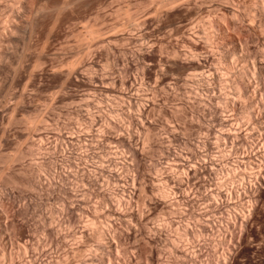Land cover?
I'll use <instances>...</instances> for the list:
<instances>
[{"label": "bare ground", "instance_id": "bare-ground-1", "mask_svg": "<svg viewBox=\"0 0 264 264\" xmlns=\"http://www.w3.org/2000/svg\"><path fill=\"white\" fill-rule=\"evenodd\" d=\"M9 1L10 0H7L8 3H9ZM181 1L182 0H160V1H158L159 4L158 3L157 4L159 5V7L156 6V8H159L160 9L159 11L157 10L159 12V16L160 15L161 16L163 15V16L166 17L167 13L169 11L175 9L180 4ZM183 1H185V0H183ZM223 1H224V5L221 4V3L220 4L217 3V4L223 5V7H226L225 4H228L229 3L227 5V8L228 9H226V10L229 11L228 13H230V15H231L230 17L231 18L233 17V19H235L236 17H240L242 21L243 20L247 21V20L250 19L252 21L254 20L253 23L256 22L255 26L257 24L261 25V21H262L261 20V18H262L261 15H263V13H264V0H262V2H261L262 3L260 5L261 7L259 6L260 9H258L257 7H256L257 8L256 9L254 7V5H252L253 3L252 4L250 3L251 5L250 4H247V3L246 4L245 3H240V4L238 3L236 5L234 3V0H222V3H223ZM10 2H12V3L11 4H6V0H0V17L2 15H4L5 13H8L9 14L8 17H7L8 19H6V21H5V24L6 25L4 24L3 28H1L2 26L0 27V46H3L4 44H5L4 46H6V44H9L8 46H10V43L16 42L17 44H19L18 45L19 48H18V46L16 47L17 44L15 46H13L14 44H12L13 47H16V48H14L15 50L17 48L18 49L16 51L10 49V51H12V52L14 51V52L13 53L11 52V54H10L11 59H12L11 60V63L10 64L9 63H6V64H8L6 66L4 65V58H5L6 54L8 55V53H7V47L8 46L7 47L0 48V74L3 71L4 68H7L6 71H8L9 72L8 74L10 76L11 75L12 76L9 77V75L6 74L7 79L4 78V80H8V78H10V82H14L13 84L19 83L22 80H24V83L25 82L26 83L24 84V87L22 85V87H23L22 92L20 91L19 94L16 93V96H15L16 97V100L12 96V94L9 93L11 95V97L14 98L15 102H13V104L11 103V105H8V104H10L8 102H10V101L13 100V99L10 100L11 98H9L8 100H10V101L7 100L8 102H5V103H8V104L7 105L3 104V106H4L3 107L4 108L3 111L7 112V114H4L3 112L0 111V118L3 120L2 123L4 122V124L5 123L7 124V125L5 124L6 125L5 126L6 128H3L2 130H0V132H1L0 142H1L2 145H3V143H4V145L5 144L6 145H10V144L13 145V144H15L16 145V147L13 146L15 149L12 147L13 148V151L10 150L11 152H8V151L6 152L4 150L5 148H3V150H1L4 145L1 146V144H0V146H1V149H0V164L1 163H4L3 165L5 167L7 165H9L6 168V170L8 169L7 172H5L7 174L4 173L6 175V178H1V179H6V180H5V182L1 183V185H0V190H1V193H0V264H102L104 262V261L102 262V260H103L102 257H103V254L104 253H109L112 256V252L114 250V244L116 245V243L114 241H118V243L120 242L119 244L122 245L127 240H129L130 238H132L131 237L132 233L129 230L124 231L125 233L123 232V230H120V231H122V234H118L117 230H115V229L118 228V223H117V221H115L116 219L114 221H112L111 223L110 222L107 223V226H108L107 229L106 228H104L102 230H96L95 229L97 231V232L94 231L95 233L94 232L92 233V231H90L91 227L86 228L87 229V232H86V229L85 230L83 229L85 227H83V228L81 227L83 230L79 231L78 224L81 221H83L82 218H81V214H82V211L83 212L85 211V209L82 208L81 205H84L82 203H85L84 201L87 200V199H85V198H84L85 200H83V198L81 199V197H80V195L78 193V190L80 192V189L79 188L80 187H82V188L85 187L86 188V186H90V187L93 186V188H94L95 186H98L99 185L98 187H101L100 185H102V184L99 183L100 180H102L103 182H105L106 183V186H107V182L108 181H111V182H109L111 184L113 182H115V184L113 183L111 185L112 187L110 185L108 186V187H111V188H107V187L105 188V186H104L105 183H104V185H102L105 188V190L101 193V194L104 193L102 195V197L104 198L105 202H106V199H108V201L110 202V206L108 207V213H109V215H112V216L113 215H117V218L118 219L120 217H122V218L124 217L125 222H127L128 224H130V222H128V220L126 218H128L130 221L131 220H133L135 222L137 221V223H139V227H140V225L143 226V227H140V228H143L142 231L143 230L145 231L148 227H145L146 225H144L146 223L145 221H147L144 218L146 217V215L148 214V212H145L146 215H145V217H143L142 214H140L141 212L138 213V211H135L134 210L135 208L133 209L131 207L132 206L131 201L137 195V186H138V188H140L141 192H144V193H148L149 192L151 194H155L156 192L154 193L153 191H156L155 190L156 187L154 189L153 188L154 186H151V183L154 184L155 183L154 180H158V177H156V178L155 177H151L152 179H150V177H149V179L146 178V177H148V176L145 175L147 173V170L144 169V167H143V164L144 163L142 164L143 169L141 168V163H142V159L144 158L143 156H146L147 157V154H146L147 152L144 153V150L145 149L143 147L142 148H139L138 147L139 146L138 142L142 140L145 144H147L146 146H148L147 147L148 150L151 149V151L154 150V148H156V150H157L158 147H159V149L160 148L162 149L163 148V146H162V143L163 142L159 140V137L160 136L158 137V135H160L159 134L160 132H158V134H157V131H156V133H153L154 131L152 132L151 130H153V129L155 130L157 124L155 126H153L155 128H152V127H150V125L151 124L152 125L154 124L153 121L152 122L148 121L151 124L148 125V128H147V125H146V127L144 126V128H145L144 131L141 129L143 131L142 134H141V132H137L136 133V131L134 133L130 128L126 127L127 124L125 125L120 120L112 119L109 116V114L114 111V108L111 105H109V104L107 106H106V104L105 105H102L103 100L100 99L99 97H97V95H98L97 92H99V90H101V88L104 89L102 86L100 88L97 82H98V80L103 81L104 78H102V80L100 78L98 79V77H101V75L100 76L97 75V69H99L100 67L98 68L99 65H98L96 59H97V54H99L101 50H99V53H97L98 49L96 50V47L98 46V44L100 45L101 43H103V44L106 43L104 46L106 48H108L109 51H112V45H111V43L113 44L112 38L109 37L111 40L108 39L106 37L107 34L105 32V31L109 30L111 28V26L110 27H105L104 26L105 27V30H104L105 33H104V32H102L103 30H100V28H104V27H102V25L104 24V22H102L101 27L100 26L97 27L96 23H92L89 26H87V24H88L89 21L86 18H85V20L77 21V22H79L82 25L83 32L80 33L81 39H77L76 40V43H78V44H79V42H82V43H80L79 45L76 44V46H75L74 45L75 42L73 43V42H71L69 40L71 38V36H70V38L64 40V42L62 44L60 43L61 45H59L60 47H58L59 50H57L58 49L57 48L53 52H48V49L50 48V44H51L50 41L53 40V39L51 40V37H52V35L55 34L53 32V30L56 29L54 26L57 27V25L60 24L59 22H57L58 23L57 24L56 21H59L58 19L60 18L61 15L58 17V19H57V15L60 14L61 11L63 13L64 9H66V11L68 12L69 10H67V7L69 6L70 9H71L72 6H70V4H71L72 0H58V1L54 2V3H52V4H48L47 0H11ZM186 2L188 4H191V5L194 4V6L197 5L196 1H193V0H186ZM201 4H203V3H201ZM201 4H199V6ZM214 4L215 3H213V5H210V4L209 5L211 6V8H214V7L219 6V5L215 6ZM210 6H208V9H209ZM197 7L198 6H195V8H197ZM200 7H202V5ZM203 9H205V7ZM214 9H216V8H214ZM52 10H55V12H56L55 15L57 14L56 17H55L54 22L52 23L51 27L48 29V31L46 32V34L43 36L42 40L39 43H36V42L33 43V38H35V36H37L36 35L37 33L35 34V29L37 30V26H40L39 23H38L39 18H41V16L43 14H46L47 12H50ZM116 11H118V10H116ZM219 11H220V9H219ZM158 12H157V14H158ZM214 12H216V11L214 10ZM225 12H223V13L221 12V13L224 14ZM210 13H211V11L209 10V14ZM217 14H218V12H217ZM47 15L48 14H46V16ZM199 16H200V14H199ZM221 16H223V17H221ZM221 16H220V18H217V15H216V17L215 16L213 17V20H211L212 18L211 19L208 18L209 19V28H207V30L209 29V30H211V32L208 33L209 30L207 31L206 28H205V30L207 31L205 33V35H206L205 36V39H206L207 42L210 41L212 39V37L219 38L222 34L225 35L224 33L227 32V31L225 32V29H228L229 26L231 25L228 22H227L228 25H226L227 24V23H225V19L226 18L224 19V17H226V15L225 16L224 15H221ZM200 17H199V19L202 20ZM259 17H261V18L259 19ZM221 18H223V19H221ZM4 19H5V17H4ZM78 19H81V18H78ZM82 19H83V17H82ZM126 19H128V18H126ZM236 19H239V18H236ZM60 20H62V19H60ZM193 20L194 19H192V23L194 22ZM1 21H4V20H1ZM126 21H128V20H126ZM231 21H229V22H231ZM123 22H124V20H123ZM188 22L191 24L190 21H188ZM233 22L235 23L234 20H233ZM195 23L192 26L190 25L189 29H186L185 28L186 30H188V34L186 33L187 34L186 38L188 37L187 39H189L188 42H190V43L192 41L194 42L196 39H199L200 38V33H202V31L204 29L203 27L201 28L200 25H198L199 26L198 27L196 25L198 23H196V24ZM234 23H232V25ZM247 23L249 24L250 21L247 22ZM55 24H57V25H55ZM105 24L110 25L107 22ZM253 25H249V27L252 29V28L255 27V26L253 27ZM185 26H187V25H185ZM226 26H228V27H226ZM60 28H61V26H60ZM71 28H73V27H71ZM247 29H248V27H247ZM256 29H258V26L256 27ZM256 29L254 28L253 31H255ZM260 30L262 31V29H260ZM248 32H250V31H248ZM72 33H73V31H71V35H72ZM102 33H103V35L104 34H106V35H104L103 38L100 37L101 39H99V38L95 39V37H97L98 35H101L102 36ZM253 34H254V32L251 34V37H252ZM227 35H229V34H227ZM38 36H39V34H38ZM38 36L36 38H38ZM253 36L254 37L251 38V39L257 41V44L259 43V41H262V39H263V37H262L263 34L261 35V33L260 34H256L255 33V35H253ZM40 37H41V35H40ZM226 37L227 36H225V38ZM237 37H238V35H237ZM36 38L34 39L35 41H36ZM205 39H203V41ZM145 40L146 39L144 38V40L141 41V44L138 43V45L140 47H136L138 50L137 49L135 50V52L137 53V55L140 56V57H142L145 54H147V53H145V50L147 49L146 47L149 48V46H150V48H153V43L154 42L152 44L151 43L149 44V42H147V40L146 41ZM217 42H219V41H217ZM215 43H216V41H215ZM221 43H223V42L221 41ZM81 44H83V45H81ZM103 44L101 45L102 47H103ZM204 44L205 43H203V45ZM254 44H255V42H254ZM260 44H262V42L259 43V45ZM38 45H39V47H38ZM107 45H108V47H107ZM115 45H117V44H115ZM219 45H218V47H219ZM172 46L173 47H172L171 51L169 50V53H168V50H166V52H164V55H166L168 53L169 56H170V57H168V54H167V57L169 59L168 58H165V59L166 60H169L167 62H171L172 68H173V66L176 68V69L174 68L175 71H178V72L181 71L182 73H185L186 71L189 72L188 80L186 79V81H185V79H184V81H185L184 83H187V85H188L187 87L188 88L185 87L184 90H185V93L186 92H190V95H188L189 93L186 94V97H187V95H188V97L185 99V101L183 100L184 101V102H182L183 104L180 103L181 106H184V108H183L184 109V112H181V113H185V110H188V109H191L192 110L193 109L192 112L193 111L196 112V113H193V114H197L199 116V119H201V117H205L207 115L206 112H208V113L211 112L210 108L212 107V105L215 102V100L217 98H219V97H222L223 98L224 95H225V93H223L222 91H219L220 93H219V95H217V92H218V89H219L218 88L219 87L218 85H221L222 78L220 76H218L217 73L215 74L214 73L215 71L213 72L212 70L210 71V70H207L206 68L204 69L205 66H204L203 63L208 62L210 59L212 60V58L214 56L211 57V54H213L214 51H213L212 48H210V50L212 49V51H213V52H211V54L208 53L209 51L207 53L205 52V54L204 53L203 54H199L197 52L198 50L196 51L193 48L194 46L192 47L189 44L187 46L186 45H179V43L176 42L175 45L173 44ZM13 47H11V48H13ZM218 47H216V48H218ZM261 47L263 48V49H260L262 51V53H259V54L262 56L263 62H262L261 65L259 64L260 66H257L256 65L255 73L260 74V75L261 74L263 75L264 74V40H263V44H262ZM4 48H6V49H4ZM100 49H101V47H100ZM208 49H209V47H208ZM106 50H104V51H106ZM214 50H216V49L214 48ZM104 51L102 52L103 54H104ZM109 51H106L107 54L105 53V55L108 58H109L108 55H110V52ZM113 52H111V53H113ZM135 52H133V53H135ZM227 52H230V51H227ZM233 52H235V51H233ZM258 52H260V51H258ZM136 53H135V55H136ZM67 54H68V56H67ZM113 56H111V57H113ZM227 56H229V55H227ZM255 56H257V55H255ZM111 57H110V59H111ZM121 57H122V54H121ZM121 57H119V58H121ZM164 57H166V56H164ZM225 57L223 56V59ZM108 58L106 60H108ZM123 58H124V56H123ZM110 59H109V61H112V62H114V61L115 62H117V61L119 62V60H120V59L119 60L114 59V61H113V60H110ZM146 59H144V60H146ZM160 59L162 60V57ZM213 59L215 60V58H213ZM220 59H222V58H220ZM124 60H121V61H124ZM99 61H100V59H99ZM115 62H114V64H115ZM221 62H223V61H221ZM111 63L108 64L110 69H111V67L113 65V63L112 64ZM143 63H145V62H143ZM147 63H148V61H147ZM159 63L160 62L158 61L157 64H158V66L160 68L159 69L160 72L159 73L157 72L158 73L157 75L155 74L156 75L155 76L156 77L155 83L157 84V89H158L159 84H161L162 86L165 84V83L164 84H162V83L165 80L164 79V76L166 77L164 71L167 70L165 68V66L167 65L166 63L163 62L164 64H166L165 66L163 64L159 65ZM161 66H163V67H161ZM206 66H207V64H206ZM114 67H113V69H114ZM116 67H117V65H116ZM144 68L146 69L147 67H144ZM172 68H171V70H173ZM229 68H233V67H229ZM102 70H104V69H102ZM169 70H167V71H169ZM112 71L113 70H111V72H108L107 71V73L110 74V75H112L111 74ZM120 71H121V69H120ZM234 71H235V69H234ZM252 71H254V70H252ZM98 72H101V71L99 70ZM107 73H105V74L107 75ZM115 73L118 74V72H115ZM147 73H148V71H147ZM147 73L144 72V74H146V75H147ZM166 73H169V72H166ZM245 73L246 72L243 71V70L238 71L236 73V76L234 75L235 76V79L233 81V83H234L233 85H235L234 87L238 91H240V93L241 92H245V95H246V92L248 91V89L250 90V87H253V83L251 82L250 78L248 79L246 77V74ZM98 74H100V73H98ZM101 74H103V73H101ZM116 74L115 75L113 74L114 76L112 75L113 76L112 79L113 80H116V83L118 82L117 80L119 79V81H120V83H121V85L123 87V88L121 87L122 90H120V92H117L115 90L117 93H120V95H121L119 97H117V96L116 97L118 99H121L120 101H122V100L125 99L126 103L128 102L129 106H131L132 108L133 107L134 108L137 107L138 113L136 115L133 114L134 112H130L132 114L126 113V111H124V110H126L123 107L124 105L121 106V104L118 106L119 107L118 110L119 111L121 110V113L122 114H128L129 118H131L133 121H138L139 120V117L142 116L141 112L144 111V110H147V109H145V106L146 105L148 106V104H146V103H140L141 101H143L142 99H144L142 97V95L145 94L144 91H146V90H144V87H141L142 85L136 86V85H138V82H139V81L137 82V80H136L138 77L136 79H134L135 82L134 83L133 82L130 83L129 84V87L127 88V87H125V85H126L125 82L126 81H123V77H122L125 74H122V76L120 75V73H119V75H116ZM104 75H102V77H104ZM186 75H188V74H186ZM248 75H249V73H248ZM42 76H46L48 79L50 77L53 80L54 83L52 81H50V82H52L55 85L54 86V85L51 84L52 85V88L54 86L55 88H53V89H56L53 92V94L51 93V95L49 96V98L46 97V98L42 99V100L45 101V104H46V102L48 103V101L45 100V99H50V97H51V102L52 103H50V101H49L50 104L49 103H48V105L46 104V106H48V107H46L47 110L44 107L45 104L40 99L42 96L41 97H37L38 95L37 96L35 95V93L38 94V90L41 87L40 86L41 85V82H40L41 80L40 79H42ZM183 77L185 78L187 76H183ZM183 77H182V81H183ZM37 78L38 79L40 78L39 79L40 81L37 80L40 84L39 83L36 84L35 80ZM105 79H107V78H105ZM108 79H110V78H108ZM4 80H3V83H4ZM79 81H80V84L81 83L83 84V82H85V85H84L85 87H83V88H85V91L83 89L84 92H82L83 93L82 95H80L81 93H78V92H75L74 93L73 90H72V92L69 91L70 87L71 86H74V85L77 86V83ZM142 81H143V79H142ZM142 81L139 84H143L144 81L143 82ZM180 81H181L180 79L177 80V82H180ZM167 82H169V81H167ZM11 84H10V86H11ZM161 85L159 87L160 91L162 90L161 89ZM171 85H172V83H171ZM3 86L6 87V85H4V84H3ZM46 86H48V85H46ZM166 86H167V84H166ZM183 86H185V85H183ZM81 87H82V85H81ZM172 87H174V86H172ZM1 88L2 87H0V94H2ZM106 88H108V87H106ZM166 88L167 87L164 86V89H166ZM221 88L222 87H220V89ZM112 89H114V88H112ZM112 89H111V91H112ZM145 89H147V88H145ZM153 89H155V88H153ZM176 89H179V88H176ZM186 89L187 90L189 89V90L186 91ZM257 89H260V88H257ZM8 90H6V91L8 92ZM50 90H51V88H50ZM107 90L108 89H104L105 92ZM184 90H182V91H184ZM108 91L111 93L110 89ZM256 91H258V90H256ZM12 92H14V90ZM165 92H167V91H165ZM76 93H78L79 95L76 94ZM110 93H109V95H110ZM157 93H159V92H157ZM13 94H15V93H13ZM149 94H151V91H150ZM174 94L175 93H173V95ZM42 95H44V94H42ZM101 95H102V93H101ZM147 95H148V93H147ZM147 95H146V98L148 97ZM242 95H243V93H242ZM45 96H47V93L45 94ZM263 96H264V94H263ZM5 97H3L4 98L3 99L4 101L7 98V97L6 98ZM112 97H114V96H112ZM175 97L177 98V96H175ZM39 99L42 102L39 103ZM144 100L146 101L147 99H144ZM155 100H156V98H155ZM169 100H171V99H169ZM180 100L181 99H179L177 101H180ZM224 100L226 101V98ZM36 101H37V103H35ZM164 101H165V99H164ZM176 102H173V103L176 104ZM220 102L221 103L222 102L224 103V101H222V100ZM227 102L228 103L226 105H228L229 103L231 104V102L229 100ZM2 103H4V102L2 101ZM41 103L43 104L42 107L44 108V110H46V112L47 111H50L49 113H51V111H53L54 108H58L60 103H62L63 105H65V107L68 105L69 107L67 106L66 107L67 110L66 109L65 110L67 112L66 115H69L70 118H71V124H70L71 127L65 130V129H62V127L60 128L58 124H55V126H53V127L50 126V124H49L50 121L47 122L46 121L47 119H45V117H47V116H45V113L46 112L45 111L43 112V110H41L42 107L39 106V105H41ZM54 103H58V105L56 104L57 105L56 106ZM250 103H252V102H250ZM62 104H60V107H61ZM152 104H156V103H154L153 100H152L151 105ZM243 104H244V102H243ZM149 105H150V103H149ZM147 106H146V108H147ZM169 106H167V108ZM1 107H0V110H2ZM61 108L63 109V112H64V107L62 106ZM174 108H176V107H174ZM56 110H58V109H56ZM151 110L153 112L154 109H151ZM178 110L179 109H177V112L181 111V110H179V111ZM239 110H240V108H239ZM61 111L62 110H60L59 112H61ZM132 111H133V109H132ZM219 111H220V109H219ZM228 111H230V110H228ZM186 112H188V111H186ZM56 113L57 112H55L54 115ZM148 113H149V111H148ZM179 113H177V114H179ZM214 113H215V111L212 113L211 122L212 121H214V122L217 121V123L219 122L218 125L220 124L221 126H225V127L227 126L228 127V125H229L228 120H226V118L224 119L223 116H221L222 118H220L219 116H217ZM221 113H222V111H221ZM57 114L61 115L60 113H57ZM143 114H144V112H143ZM175 114L176 113H174V111L171 112L170 115L172 116L171 117L172 119H173V116L175 118ZM177 114H176V117H177ZM204 114H205V116H204ZM59 115H56V116H59ZM148 115H150V114H148ZM63 116H64V114H63ZM183 116H185V115H183ZM183 116H181V117H183ZM142 117H144V116H142ZM197 117H195V119H197ZM206 117L208 118L209 116L207 115ZM55 119H57V118H55ZM51 120H53V119H51ZM187 120H186V123H189V121L187 122ZM255 120H257V119H255ZM182 121H183V118H182ZM250 121L253 122L252 120H250ZM57 123H59V122L57 121ZM192 123H194V120L192 121ZM80 124H82V125L84 124V128H80L81 127V126L79 127ZM130 124H132V123H130ZM11 125H13L15 127L14 133H12V130L13 129H9V131L7 129ZM52 125H54V124H52ZM139 125H140V122H139ZM256 125H257V123H256ZM259 125L256 126V127L254 125V127H252V128L250 127L251 130L249 132H247V134H246L247 136L245 135L246 138L248 137V138H251L253 140L252 141V143L254 142L253 143L254 144V150L253 151H255V154H257V155H259L264 150L261 146L259 147L255 143V141H256V139H258V137H261V138L264 137V129L261 132L260 130L262 129V127H261V125L260 126ZM1 126L3 127V124ZM13 126H11L9 128H14ZM178 126H179V124H178ZM191 127H192V124H191ZM131 128H134V127H131ZM0 129H1V127H0ZM231 129L233 130L232 127H231ZM120 130H123V132H121ZM209 130L211 131L212 129H209ZM8 132H11L10 134H13L14 137H11L10 138L8 136V139H7V137L5 136V134L7 135ZM236 132L237 131L231 132L230 130H227V131H225V132L222 133V136H223V142H222L223 143V147L221 149H218L221 152V153L220 152H217V153H220L217 156V158L219 157L217 159L218 162H215V161H217V160H215L216 158H214V159L212 158L213 160H210L211 162L213 161L214 162L213 165L215 164L216 166L219 167V169H215V167H214L215 165L212 166V168L209 167V164H208V161L209 160H207L208 154L206 152L207 151V148L206 147H208L209 150H210V147H211L212 143L209 144L208 141H205V142H203L201 144L202 145V147H200L201 149L197 148V150H195L196 151V154L195 155L199 158L198 160H196V162H195L196 164L195 165L190 164L191 162L189 163V159L183 158L181 153L179 154V153H177V151L176 152L173 151L172 148L168 146L169 144L166 145V146H168L166 148V153L168 155L173 156V159L171 158V161L173 160L174 162L172 164H169L168 168L165 167V169H164V173H166L165 175H162L161 176V174H160L161 178H159L158 181L164 180V184H165L164 187H161L162 190L158 187L161 190V192H160L161 194L160 193H158V194H160V196L162 198L160 199L159 198V195H158V197H155L154 195L153 196L151 195L150 198L147 199L146 202H148V204L151 205V206H153V207H155V206H157L158 204H161V203H165V204L167 203L170 206L171 205L173 206V204H175L176 206L179 205V207H180L181 204H184L185 205L184 206L185 208L182 207V209L184 208L183 210L185 212L187 211V212L191 213V212H193L194 208H196L195 207L196 206L195 205L196 204V201L193 200V199H191V198H189V195L186 194V190L184 192V188L187 185L191 184V183H193L195 185L196 182H198L199 185L201 184V188L202 187L204 188V186L206 187L207 185L210 186V185H213V184L217 188L216 189V192L205 193V196L204 197H206V198L203 199L204 201L203 200L201 201L202 202L201 205L203 204V206H201V208H202L201 214H203L204 216L205 215H208L210 217H213L215 213H217L220 209H222V205L223 204H222V201L220 199L221 197L222 198H224L226 196L227 197H230L231 193L232 192H235L234 194L238 198L239 197L242 198V196H241L242 195L241 188L243 186V189H244V184L248 183V182H246V179H247V177H249L250 174L248 175L241 168V166H242L243 163H242V161H240V158H236L237 157L236 156V153H237V150L238 149H236V146L237 145H236V143H234V140L235 139H233V138L231 140L229 139V138H231L232 135L233 136H235V134L237 135ZM207 133H208V131H207ZM168 135H169V133H168ZM211 135H213V134H211ZM27 136H29V138H31V141H29L30 139ZM25 137L28 139L29 142H32V144L30 143L31 149H32V145L33 144H35V145H33L34 147L35 146L37 147L38 152L35 151L34 153H37L36 155H39L38 157H36V155H35V158H37V159L40 160L39 161L40 163L38 161H36V162H38L39 169L35 167L36 164L34 165L33 163H31L32 162L31 160H30L31 161L30 163L32 165L29 164V161L27 162V160H25L28 155H29L28 157H30V155L33 154L32 153V150L30 148L27 147V149H25V148H23L24 145L22 147V144H24V142L22 143L21 140L27 141V139ZM87 137H88L89 140H90L89 137H93L91 139H94L95 138V140H92V142L95 141V143L92 144L91 147L93 149L94 148H96V149L100 148V150H103V152H105V155H103V158L99 154V157L101 159L100 158H99V160L92 159V158H97L98 157V152H96L95 149H94V151L92 150L93 153L88 150L89 149L88 147H90V146L87 147V145L91 141L88 142ZM9 138L12 139V140H10ZM112 139L117 140L119 143H121V146H123L126 149L125 151H127L128 154H130V156L132 158V160H130L132 162V164L130 162L128 163V160L131 159V158L128 159V157L123 152H119V151H109V150L107 151L105 149V147L108 148L107 146H109L107 142L110 141V140H112ZM84 140H85V142L83 143ZM228 140H230V141L228 142ZM114 141H110V142L113 143ZM163 141L166 142L167 140L166 141L163 140ZM171 141L172 140H170V142ZM75 142L78 143V148L76 149L78 151L71 149V146H73ZM86 142H88V143H86ZM25 145H27V143ZM83 147H84V149H83ZM92 148H90V149H92ZM111 149H112V147H111ZM33 151H34V149H33ZM145 151H147V149ZM103 152L101 151L100 153H103ZM144 154H146V155H144ZM148 154H149V152H148ZM150 155H152V154L150 153ZM192 155H194V154H192ZM104 156L106 158H104ZM171 156H169V157H171ZM261 157L263 158L262 154H261ZM73 158H75L77 160L79 159V161L81 160L82 162L80 161V164H79V163L75 162L74 160H72ZM148 158H149V156H148ZM30 159H32V157ZM89 159H91V161H89ZM192 162H194V161H192ZM5 164H7V165H5ZM11 164H12V166H11ZM81 164H85L86 166L80 167ZM145 164H147V163H145ZM43 165H45L46 168H47V165H48L49 168H51V169H48V168L46 169L44 167H43L44 169H40ZM118 165H121V166H119L118 168H116ZM159 165H160V163H159ZM129 166H132V169L131 168L129 169ZM149 167H151V166L149 165ZM160 169H162V168H160ZM257 169H259V167ZM145 170H146V173H145ZM149 170H150V168H149ZM208 170H210L211 172L212 171L215 172L214 173V175L216 174V177H214L215 179H211V178H209V179L208 178L207 179L204 178L203 179V177H202L203 180L200 179V181H197L199 178L197 179L196 178L197 176L194 177V174L195 175L196 174L199 175V173H203V175H204V173L206 174V172H208ZM246 171H248V170H246ZM0 172H3V171H0ZM162 173H163V171H162ZM252 173H254V172H252ZM102 175H103V177H101ZM200 176H202V175H200ZM252 177L255 180V183L256 184L259 181V183H260L261 186L264 185V174L262 175L260 173V171L259 172H255ZM256 180H257V182H256ZM0 181H2V180H0ZM147 182H149L150 187L148 186V183ZM119 186H121V187L118 188ZM261 186H258V187H261ZM194 187H196V185L193 186V187H191V188H194ZM245 187H246V185H245ZM27 188L29 190H31L32 192L35 191V194H34V192L32 193L31 191L27 190ZM251 188H252V186H251ZM159 189H157V190L160 191ZM198 189H200V187ZM233 189H235V191H233ZM85 191H87V190H85ZM52 193L53 194H56L59 197L58 199L61 198L60 200H61L62 204H61V208L59 209L60 210V212H59L60 213L59 214L60 217H56V219H55L54 218L55 216H54V217H51V219H49L46 216H44V214H43L45 212V210H43L44 212L42 213V210L40 209L39 212H40L41 215L42 214L43 215L40 216V220H39L40 222L39 223H40V228L43 231L44 237H42V239L40 238L41 240H39V239L36 238L35 234H33V232H32V234L36 238V240H34L33 239V235L32 236L30 235V232H31L30 231V228L31 227L30 228L28 227L29 228L28 229L29 234H28V236L25 239H23L22 238V236H23V228H22V226L23 225H27L29 221L31 222L30 218H31V216H33L32 214H33L34 209L35 208H40V206L42 204L41 198H44L45 196H46L45 198H47ZM139 195H141V194H139ZM145 199H146V196H145ZM42 200H44V202H45V199H42ZM140 200H142V198ZM227 200H228V198H227ZM46 201H47V199H46ZM108 201L106 203H108ZM86 203H88V202H86ZM132 203H133V201H132ZM148 204H146V206ZM42 205H44V204H42ZM108 205H109V203H108ZM225 205L227 206V204H225ZM226 206H225V208H226ZM228 206H230L229 203H228ZM153 207H151V208H153ZM151 208H149V212L152 211ZM144 209H146V208H144ZM175 209H177V208L175 207ZM37 210L38 209H36V211ZM77 210L78 211H81V212L78 213ZM105 210H106V208H105ZM177 210H181V209L178 208ZM223 210H224V208H223ZM223 210H220V212L222 211L221 213H224ZM36 211H34V212H36ZM92 211L93 212L90 213L89 215H91V219L94 221L97 218L98 212H96V210H94V208H93ZM140 211H141V209H140ZM226 211H227V209H226ZM39 212L37 211L36 213H39ZM220 212H218V213H220ZM151 213H153V211ZM178 214L183 215V211L182 212L180 211V213L178 212ZM45 215H47V214L45 213ZM99 215H98V217H99ZM236 215H238V214H236ZM236 215L234 217L232 216V219L234 221H236L237 220V217H239V216L242 218V215H239V216H236ZM118 216H120V217H118ZM149 216H150V214H149ZM175 216H176V213H175ZM200 216L202 217V215H200ZM208 216H207V218H204V221H211L208 218ZM173 217H172V220H173L174 223H176L175 222V219H173ZM176 217H178V216H176ZM91 219H88V220H91ZM150 219H151V217H150ZM226 219H229V218H226ZM246 219H247V217H246ZM18 220H21V223L23 225L18 224V222H17ZM244 220H243V223L245 222ZM96 221L94 222V224L96 223ZM148 222L150 223V221H148ZM171 222H170V225H171ZM181 222H183V221H181ZM237 222H236V224H237ZM92 224H93V222L90 221L89 222V225H92ZM231 224H234V223H231ZM123 225H125V224H123ZM204 225H201L200 224L201 227L203 226L205 228ZM168 226L169 225H164V227L163 226L162 227H157L156 230H158L160 232L162 231V233H163V231H165ZM139 227H138V229H139ZM92 228H95V227H92ZM97 228H99V227H97ZM134 228H136V226ZM138 229H136V230H138ZM133 230L135 231V229H133ZM149 230L150 229H148V231ZM88 231H90V232H88ZM131 231H132V229H131ZM138 232L140 233V229L138 230ZM138 232H136V233H138ZM165 232L168 233L167 231H165ZM183 232H184L185 235H188V234L190 235V234H192L193 231H192V229L190 227L186 226V227L183 228ZM34 233H36V232H34ZM37 233H38V230H37ZM194 233H196V232L194 231ZM137 235H136V237H137ZM93 237L96 238V241L97 242L95 241L96 244L94 245L93 248H90L88 250V248H89L88 247L87 248L88 252H87V251L84 250L85 249L84 247L85 246L87 247L88 246L87 244H90L89 242L92 239H93V242H94L95 239ZM151 237L148 236V240H149V238L151 239ZM68 238H69V240H68ZM166 238L168 239V241L170 243V241H171L170 238L171 237L170 238L169 237H166ZM147 243L148 242H146L145 244H147ZM164 243H165V241H164ZM169 243H168V247L171 245V244L169 245ZM67 245H68V247H66ZM64 246L66 248H63ZM90 247H91V245H90ZM172 247H173V250L175 251V252L173 251V253H176V255L179 253L180 254V257L181 258L183 257L184 260L188 264L190 262L191 263L193 262L194 264H197L198 260H196V253H198V251L195 253L194 250H189V248L187 249L185 246H184V248H186V249H180L179 245H172ZM195 247H197V246H195ZM138 248H139V246H138ZM143 248H145V247L143 246ZM123 249H125V248H123ZM153 249H154V247L152 249H150L149 252H148V253H150L149 254V257H150L149 258L150 259V263L149 264H152L151 262L154 260L153 259L154 258L153 255L155 253V250H153ZM126 250H127V247H126L125 251ZM141 250L143 251L145 249H141ZM146 250H147V247H146ZM121 251H123V250H121ZM142 251H140V252H142ZM123 252H121V253H123ZM137 252L139 253V251H137ZM114 254H116V253L114 252ZM130 254L131 253H129V255ZM145 254L147 255V253H145ZM158 255H159V252H158ZM136 256H138V255H136ZM177 256H179V255H177ZM156 257H157V255H156ZM198 257L200 258V256H198ZM230 257H232V256H230ZM105 258H107V257L105 256ZM183 258H182V260H183ZM159 259H160V257H159ZM112 260H114V259H112ZM195 260L197 261L196 263H195ZM105 263H107V262H105ZM112 263H114V262H112ZM226 263H227V261H226ZM125 264H128V261ZM157 264H159V263H157Z\"/></svg>", "mask_w": 264, "mask_h": 264}, {"label": "rangeland", "instance_id": "rangeland-1", "mask_svg": "<svg viewBox=\"0 0 264 264\" xmlns=\"http://www.w3.org/2000/svg\"><path fill=\"white\" fill-rule=\"evenodd\" d=\"M11 1V0H10ZM9 1V3L7 2V0H6V4H11L12 2H10ZM50 1V2H49ZM47 0V2H48V4H52V3H54V2H56V1H58V0ZM158 1H160V0H72V2H71V4H70V6H72L71 7V9H70V7L68 6L67 7V10H69L68 12L66 11V9H64V11H63V13H62V11H61V13L60 14H56L57 15V19H58V17L60 16V18L58 19L59 21H56V23L57 22H59L60 24H55V25H57V27L56 26H54L55 28V30H53V32L56 34H54L53 32V34L54 35H52V37H51V40L52 41H50L51 42V44H50V48L48 49V52H53V51H55L58 47H60L59 45H61L63 42H64V40H66V39H69L70 38V36H71V38L69 39L71 42H75L74 43V45L76 46V44H78V43H76V40L77 39H81V37H80V33H82L83 32V28H82V25L79 23V22H77V21H80V20H85V18L89 21L88 22V24H87V26H89L90 24H92V23H96V25H97V27L98 26H100L101 27V25H102V22H104V24L107 22L108 24H110V25H107V24H103L102 25V27H110L111 26V28L109 29V30H107V31H105L106 32V34H107V38L108 39H110V38H112V41H113V44L111 43V45H112V51H109V49L108 48H106L104 45L106 44V43H101L100 45L98 44V46L96 47V50L98 49V51H97V53H99V50H101L100 51V53L99 54H97V63H98V68L99 69H97V75L98 76H100L101 75V77H98V79L100 78L101 80H102V78H104V80L103 81H100V80H98V85H99V87L101 88V86L104 88V89H110V91H111V89L112 88H114V89H112V91H111V93L107 90L106 92L104 91V89H102L101 88V90H99V92H97L98 93V95H97V97H99L100 99H102L103 100V102H102V105H105L106 104V106L109 104V105H111L113 108H114V111L113 112H111L110 114H109V116L112 118V119H115V120H120V121H122L125 125H126V127H128V128H130L134 133H135V131H136V133L137 132H141V134L143 133V131L145 130V128H144V126L146 127V125H147V128H148V125H150L151 123L150 122H152L153 121V125L151 124L150 125V127H152V128H155V127H153V126H155L156 124V129L154 130H151L153 133H156V131H157V134H158V132H160L159 134L160 135H158V137H159V140L160 141H162L163 143H162V146H163V148L161 149H159V147L157 148V150H156V148H154V150H152L151 151V149H149L148 150V146H146L147 144H145L141 139V141H139L138 142V144H139V148H144L145 150L147 149V151H145L144 150V153L145 152H147L146 154H147V157L146 156H143L144 158L142 159V163H141V168L143 169V167H144V169H146L147 170V173H146V170H145V175L146 176H148V177H146V178H148L149 179V177H150V179H152L151 177H158V180H159V178H161V176L162 175H165L166 173H164V169H165V167L166 168H168V166H169V164H172L174 161L172 160L171 161V158L173 159V156H171V155H168L167 153H166V148L169 146V147H171L172 148V150L173 151H177V153H181L182 154V157L183 158H187V159H189V163L190 164H192V165H195L196 163V160H198L199 158L195 155L196 154V151L195 150H197V148H199V149H201L200 147H202V143L203 142H205V141H208V143L209 144H211L212 143V145H211V147H210V150H209V148L208 147H206L207 148V154H208V157H207V160H209L208 161V164H209V167L210 168H212V166H214L213 165V161L211 162L210 160H213L214 158H216L215 160H217L218 158H217V156L221 153L218 149H221L222 147H223V136H222V133L223 132H225V131H227V130H230L231 132H235V131H237L236 133H237V135L235 134V136H233L232 134V136H231V138H229L230 140L233 138V139H235L234 140V143H236V149H238L237 150V153H236V158H240V161H242V166H241V168L249 175V177H247V179H246V182H248V183H246V184H244V189H243V186H242V188H241V193H242V198L241 197H237L234 193L235 192H232L231 193V195H230V197H224V198H220L221 199V201H222V209H220V210H223V208H224V210H223V212L224 213H221L220 212V210L218 211V212H220V213H215L214 214V216L213 217H210V216H208V215H203V214H201V210H202V208H201V206H203V204L201 205V201L203 200V199H205L206 197H204L205 196V193H211V192H216V187H215V185L213 184V185H210V186H204V188L202 187L201 188V184L199 185V183L198 182H196V187H194V188H191V187H193V186H195L193 183H191V184H189V185H187L185 188H184V192H185V190H186V194H188L189 195V198H191V199H193V200H195L196 201V208H194V210H193V212H191V213H189V212H185L183 209L185 208L184 206V204H181L180 205V207H179V205H175V204H173V206L171 205H169V204H165V203H161V204H158L157 206H155V207H153V206H151V205H149L148 204V202H146L147 201V199H149L150 198V196L152 195H154L155 197H158V195H159V198L161 199L162 197L160 196V192H161V190H162V188L161 187H164V180H162V181H158V180H154V182L156 183H154V184H152L151 183V186H154L153 188L155 189V187H156V191H153L155 194H151V193H144V192H141V190H140V188H138V186H137V195L133 198V203H132V201H131V204H132V208L135 210V211H138V213H140V214H142V216L143 217H145V215H146V213L145 212H148V216L146 215V217L144 218L145 220H147V221H145L146 223L144 224V225H146L145 227H148L145 231L143 230L142 231V229L143 228H140V227H143V226H141L140 225V227H139V223H137V221L135 222V221H133V220H129L128 218H126L127 220H128V222H130V224H128L127 222H125V219H124V217L122 218V217H120V216H118V217H120L119 219L117 218V215H109V213H108V207L110 206V202L108 201V199H106V202L108 201V203H109V205H108V203H106L105 202V200H104V198L102 197V195L104 194H101L104 190H105V188L107 187V188H111L112 186V184L114 183L115 184V182H113L112 184L111 183H109V182H111V181H108L107 182V186H106V183L105 182H103L102 180H100V182L99 183H101L102 185H104V183H105V188H104V186H102V185H100L101 187H98V186H95L94 188H93V186H86V188L85 187H80L79 189H80V192H79V190H78V193H79V195H80V197H81V199L83 198V200H85V199H87V200H85L84 202L85 203H82V204H84V205H81L82 206V208H84L85 209V211L83 212L82 211V214H81V218H82V220L83 221H81L79 224H78V227H79V231H81V230H85L86 228H88V227H91V229H90V231H92V233L95 231V232H97L96 230H102V229H104V228H108V226H107V223H111L112 221H114L115 219V221H117V223H118V228L117 229H115V230H117V232H118V234H122V231H120V230H123V232L124 231H126V230H129L131 233H132V235H131V237L132 238H130L129 240H127L125 243H123L122 245L121 244H119L118 243V241H114L115 243H116V245L114 244V250H113V252H112V256H111V254H109V253H104L103 254V257L105 258V256L108 258H103L102 257V264H114L115 262L117 263V264H123L124 262L125 263H127V261H128V264H149L150 263V257H149V254L150 253H148L149 252V250L150 249H152L153 247H154V249L153 250H155V253H154V260L151 262L152 264H157V263H159V264H186L187 262L184 260V258H183V260H182V258L180 257V254L178 253L177 255H179V256H177L176 255V253H173V247H172V245H179V247H180V249H188L189 248V250H194L195 251V253L198 251V253L200 254H198V253H196V260H198V262L195 260V263L197 262V264H225L226 263V261H227V263L226 264H264V185H260V183H259V181L257 182V180H256V182H257V184L255 183V180L253 179V175H254V173L255 172H259L260 171V173L263 175L264 174V150H263V152H261L259 155H257V154H255V151H253L254 150V142L252 143V139L251 138H246V134H247V132H249L250 130H251V128L252 127H254V125H255V127L256 126H258L259 124L261 125V127H262V129L260 130L261 132L263 131V129H264V96H263V94H264V74L262 75H260V74H257V73H255V68H256V65L257 66H260L261 64H262V62H263V58H262V56L259 54V53H262V51L260 50V49H263L261 46H262V44H263V40H264V13H263V15H261L262 16V18L261 17H259V19L261 18V25H259V24H257L256 26H255V24H256V22L255 23H253V21L252 20H247V21H245V20H241V18L240 17H236V18H239V19H233V17L231 18L230 16V13H228L229 11L228 10H226V9H228L227 8V5L229 4H225V6L226 7H223V5H224V1H223V3H222V0L220 1V0H193V1H196V3H197V5H195V6H198L197 8H195V6H194V4L193 5H191V4H188L187 2H186V0L185 1H181L180 2V4L175 8V9H173V10H171V11H169L168 13H167V15H166V17L165 16H159V8H156V6H158L159 7V2ZM213 1V2H212ZM219 1V2H218ZM245 1V2H244ZM253 1V2H252ZM212 4H211V3ZM256 2V3H255ZM258 2V3H257ZM262 2V0H234V3L237 5L238 3L240 4V3H247V4H252V5H254V7L256 8H258V9H260L259 8V6L262 4L261 3ZM158 3V4H157ZM201 4V3H203V4H201L202 5V7L204 8L205 7V9H203L202 7H200L199 6V4ZM213 3H215L214 5L215 6H217V5H219L220 3L221 4H223V5H219V6H217V7H214V8H216V9H214V8H211V6L210 5H213ZM217 3H219V4H217ZM210 4V5H209ZM250 4V5H251ZM258 6H257V5ZM208 6H210L209 7V9H208ZM223 8H222V7ZM261 7V6H260ZM69 8V9H68ZM256 8V9H257ZM201 9V10H200ZM219 9H220V11H219ZM116 10H118V11H116ZM155 10V11H154ZM158 10V11H157ZM209 10L211 11V13L213 14H209ZM213 10V11H212ZM214 10L216 11V12H214ZM121 11V12H120ZM158 12V14H157V12ZM226 11V12H225ZM68 14H67V13ZM214 12V13H213ZM217 12H218V14H217ZM223 12H225L224 14H222ZM55 10H52V11H50V12H47L46 14H48L47 16H46V14H43L42 16H41V18H39V21H38V23H39V25L40 26H37V30L35 29V34L38 36V34H39V36H38V38H36L37 36H35V38H36V41L34 40L35 38H33V43L34 42H36V43H39L41 40H42V38H43V36L46 34V32L48 31V29L51 27V25H52V23L54 22V20H55V17H56V15H55ZM191 13V14H190ZM85 14V15H84ZM198 14V15H197ZM199 14H200V16H199ZM215 14V15H214ZM8 13H5L4 15H2L1 17H0V27L1 28H3V26H4V24H5V21H6V19H8L7 17H8ZM53 15V16H52ZM83 15V16H82ZM196 15V16H195ZM203 15V16H202ZM216 15H217V18H220V16L221 15H226V17H224V19H225V23H229V24H231L230 26H229V28L228 29H225V32L227 33V34H229V35H227L226 33H224L225 35H221L219 38H217V37H212V41L210 40V41H206V39H205V33L209 30H207V28H209V19L208 18H212L211 20H213V17L215 16L216 17ZM220 15V16H219ZM5 17V19H4V17ZM71 16V17H70ZM219 16V17H218ZM3 17V18H2ZM44 19H43V18ZM51 17V18H50ZM64 17V18H63ZM73 17V18H72ZM82 17H83V19H82ZM197 17V18H196ZM199 17L202 19V20H200L199 19ZM221 17H223V16H221ZM2 18V19H1ZM70 20H69V19ZM78 18H81V19H78ZM126 18H128V19H126ZM231 18V19H230ZM41 19V20H40ZM60 19H62V20H60ZM73 19V20H72ZM192 19H194L193 21V23H192ZM207 19V20H206ZM216 19V18H215ZM221 19H223V18H221ZM235 21V23L233 22V20ZM1 20H4V21H1ZM52 20V21H51ZM104 20V21H103ZM123 20H124V22H123ZM126 20H128V21H126ZM205 20V21H204ZM232 20V21H231ZM237 20V21H236ZM42 21V22H41ZM74 21V22H73ZM106 21V22H105ZM188 21H190L191 22V24L188 22ZM197 21V22H196ZM200 21V22H199ZM224 21V20H223ZM229 21H231V22H229ZM250 21V23L248 24L247 22H249ZM44 22V23H43ZM66 22V23H65ZM198 23V24H196V23ZM203 22V23H202ZM244 22V23H243ZM246 22V23H245ZM74 23V24H73ZM196 24L197 26L198 25H200V27L202 28H204L203 29V31H202V33H200V40L199 39H196L194 42L196 43H194L193 41L190 43V42H188L189 41V39H187L186 38V36H187V34H188V30H186V29H189V27H190V25L192 26L193 24ZM200 23V24H199ZM228 23L226 24V25H228ZM232 23H234L233 25H232ZM204 24V25H203ZM208 24V25H207ZM254 24V25H253ZM263 24V25H262ZM6 25V24H5ZM63 25V26H62ZM107 25V26H106ZM185 25H187V26H185ZM249 25H253V27L256 29V27L258 26V29H256L255 31H253V29L254 28H250L249 27ZM60 26H61V28H60ZM208 26V27H207ZM261 26V27H260ZM71 27H73V28H71ZM105 27L104 28H100V30H103L102 32H104V30H105ZM199 27V26H198ZM226 27H228V26H226ZM232 27V28H231ZM235 27V28H234ZM247 27H248V29H247ZM252 27V26H251ZM36 28V27H35ZM39 28V29H38ZM43 28V29H42ZM71 28V29H70ZM186 28V29H185ZM205 28H206V30H205ZM41 29V30H40ZM70 29V30H69ZM250 29V30H249ZM260 29H262V31L260 30ZM2 30V29H1ZM205 30V31H204ZM230 30V31H229ZM57 31V32H56ZM71 31H73V33H72V35H71ZM248 31H250V32H248ZM45 32V33H44ZM68 32V33H67ZM104 32V33H105ZM108 32V33H107ZM184 32V33H183ZM204 32V33H203ZM209 32H211V30H209L208 31V33ZM229 32V33H228ZM254 32V34L253 35H255V33L256 34H260L261 33V35L263 34V39H262V41H259V43H261L262 42V44H260L259 45V43L257 44V41H255V40H252L251 38H253L254 36L252 35V37H251V34ZM187 33V34H186ZM106 34H104V35H106ZM186 34V35H185ZM204 34V35H203ZM238 35V37H237V35ZM40 35H41V37H40ZM103 33H102V36L101 35H98L97 37H95V39H97V38H99V39H101L100 37H102L103 38ZM179 35V36H178ZM66 36V37H65ZM176 36V37H175ZM178 36V37H177ZM224 36V37H223ZM225 36H227L226 38H225ZM105 37V38H106ZM110 37V38H109ZM235 37V38H234ZM41 38V39H40ZM144 38L147 40V42H149V44L151 43H153V48H150V46H149V48L148 47H146L147 49L145 50V53H147V54H145L144 56H142V57H140V56H138L137 55V53L135 52V50L137 49L136 47H140L139 45H138V43L139 44H141V41L142 40H144ZM176 38V39H175ZM223 38V39H222ZM240 38V39H239ZM142 39V40H141ZM203 39H205L204 41H203ZM233 39V40H232ZM75 40V41H74ZM111 40V39H110ZM140 40V41H139ZM145 40V41H146ZM224 40V41H223ZM198 41V42H197ZM215 41H216V43H215ZM217 41H219V42H217ZM221 41L223 42V43H221ZM232 41V42H231ZM176 42H178L179 43V45H191L199 54H205V52L207 53L208 51V53H210L211 54V52H213V54H211V57H213V58H215V60L212 58V60L210 59L208 62H206V63H203L204 64V69L206 68L207 70H212L215 74L217 73L218 74V76H220L221 78H222V82H221V85H218L219 87V89H218V92H217V95H219V91H222L223 93H225V95H224V97L226 98V101L224 100L225 98L223 97H219V98H217L216 100H215V104L213 103V105H212V107L210 108V110H211V112L213 113L214 111H215V113L214 114H216L217 116H219L220 118H222L221 116H223L224 117V119L226 118V120H228V123H229V125H228V127L226 126H221L220 124L218 125V123H217V121H212L211 122V118H212V113L211 112H206V114L209 116L208 118L205 116V114H204V116L205 117H201V119H199V116L197 115V114H193V113H196L195 111H193L192 112V110L191 109H188V110H185V113H181V112H184V106H181V104H183L182 102H184L185 101V99L188 97V95H190V92H186L185 93V87L186 88H188L187 86V83H184L185 81H186V79L188 80V76H189V72L188 71H186L185 73H182L181 71L180 72H178V71H175V67L173 66V68H172V66H171V62H167V61H169V60H166L165 58H168V57H170L169 56V50L171 51V49H172V45L174 44L175 45V43ZM211 42V43H210ZM254 42H255V44H254ZM32 43V42H31ZM61 43V44H60ZM80 43H82V42H79V44ZM186 43V44H185ZM193 43V44H192ZM203 43H205L204 45H203ZM213 43V44H212ZM215 43V44H214ZM221 43V44H220ZM12 44H14L13 46H15L17 43L16 42H12V43H10V46L11 47H13L12 46ZM78 44V45H79ZM103 44V47L101 46ZM115 44H117V45H115ZM207 44V45H206ZM220 44V45H219ZM5 45V44H4ZM0 46V48H2V47H7L9 44H6V46ZM19 44H17L16 45V47L18 46ZM40 45V44H39ZM39 45H38V47H39ZM81 45H83V44H81ZM115 45V46H114ZM156 45V46H155ZM211 45V46H210ZM215 45V46H214ZM218 45H219V47H218ZM241 45V46H240ZM259 45V46H258ZM10 46H8L7 47V53H8V55L10 56V54H11V52L12 51H10V49H12V50H14V51H16L18 48H19V46H18V48L15 50L14 48H16V47H13V48H11ZM101 47V49H100V47ZM258 46V47H257ZM99 47V48H98ZM105 47V48H104ZM107 47H108V45H107ZM116 47V48H115ZM162 49H161V48ZM185 47V46H184ZM196 47V48H195ZM208 47H209V49H208ZM216 49V50H214V48ZM216 47H218V48H216ZM222 47V48H221ZM225 47V48H224ZM170 48V49H169ZM210 48H212L213 49V51H212V49L210 50ZM235 48V49H234ZM4 49H6V48H4ZM107 49V50H106ZM116 49V50H115ZM161 49V50H160ZM231 49V50H230ZM256 49V50H255ZM57 50H59V48L57 49ZM104 50H106V51H109L110 52V55L111 56H113V57H111L110 55H108L109 56V58L105 55V53H106V51H104ZM122 54V57H121V54L118 52V51ZM138 50V49H137ZM166 50H168V57H167V54L166 55H164V52H166ZM207 50V51H206ZM223 50V51H222ZM13 51V52H14ZM104 51V54L102 53ZM114 51V52H113ZM125 51V52H124ZM135 52L136 53V55H135V53H133V52ZM162 51V52H161ZM227 51H230V52H227ZM233 51H235V52H233ZM255 51V52H254ZM258 51H260V52H258ZM12 52V53H13ZM111 52H113V53H111ZM117 52V53H116ZM128 52V53H127ZM224 52V53H223ZM257 52V53H256ZM102 53V54H101ZM115 53V54H114ZM253 53V54H252ZM256 53V54H255ZM107 54V53H106ZM113 54V55H112ZM215 54V55H214ZM229 55V56H227V55ZM7 54H6V56H5V58H4V65L6 66V65H8V64H6V63H11V56L9 57ZM70 55V54H69ZM120 55V56H119ZM127 55V56H126ZM163 55V56H162ZM220 55V56H219ZM225 57L224 59H223V56ZM255 55H257V56H255ZM67 56H68V54H67ZM105 56V57H104ZM117 56V57H116ZM123 56H124V58H123ZM138 56V57H137ZM164 56H166V57H164ZM222 56V57H221ZM102 57V58H101ZM110 57H111V59H110ZM115 57V58H114ZM119 57H121V58H119ZM162 57V60L160 59V58ZM49 58V57H48ZM108 58V60H106ZM113 58V59H112ZM118 58V59H117ZM126 58V59H125ZM147 58V59H146ZM149 58V59H148ZM219 58V59H218ZM220 58H222V59H220ZM227 58V59H226ZM241 58V59H240ZM254 58V59H253ZM99 59H100V61H99ZM109 59L110 60H113L114 61V59H116V60H119V62L117 61V62H115V64H114V62H112V61H109ZM126 61H125V60ZM144 59H146V60H144ZM169 59V58H168ZM217 59V60H216ZM239 59V60H238ZM260 59V60H259ZM121 60H124V61H121ZM144 60V61H143ZM219 60V61H218ZM108 63H107V62ZM145 62V63H143V62ZM147 61H148V63H147ZM158 61L160 62L159 63V65H161V64H163L164 66H165V68L167 69V70H169V71H167L166 69V71H164L165 72V75H166V77L164 76V82L162 83V84H164L163 86L161 85V84H159V86H158V89H157V84L155 83V80H156V75L160 72V68H159V66H158ZM221 61H223V62H221ZM101 62V63H100ZM113 63V65H112V67H111V69L109 68V63ZM141 62V63H140ZM150 62V63H149ZM162 62V63H161ZM166 63V64H164V63ZM107 63V64H106ZM111 63V64H112ZM126 63V64H125ZM211 63V64H210ZM217 63V64H216ZM104 64V65H103ZM106 64V65H105ZM147 64V65H146ZM206 64H207V66H206ZM243 64V65H242ZM260 64V65H259ZM108 65V66H107ZM116 65H117V67H116ZM124 65V66H123ZM223 65V66H222ZM102 66V67H101ZM115 66V67H114ZM238 66V67H237ZM113 67H114V69H113ZM144 67H147L146 69L144 68ZM161 67H163V66H161ZM170 67V68H169ZM229 67H233V68H229ZM246 67V68H245ZM107 68V69H106ZM116 68V69H115ZM125 68V69H124ZM171 68L173 69V70H171ZM175 68V69H174ZM230 70H229V69ZM6 69L7 68H4L3 69V71L1 72V74H0V87H2L1 88V91H2V94H0L1 96V98H0V105L2 106H0L1 107V109L2 110H0L1 112H3L4 114H7V112H5V111H3V104H5V105H7L8 103H10V104H8V105H11V103L13 104V102H15V100H16V93L17 94H19L20 93V91L22 92V90H23V87H24V84L26 83H24V80H22L21 82H19V83H15V84H13L14 82H10V78H8V80H4V78L5 79H7V76H6V74H8L9 72L8 71H6ZM102 69H104V70H102ZM120 69H121V71H120ZM150 69V70H149ZM157 69V70H156ZM232 69V70H231ZM234 69H235V71H234ZM239 69V70H238ZM101 71V72H98V71ZM111 70H113L112 71V75L114 74H116L115 72H118V74H116V75H119V73H120V75L122 76V74H125V75H123L122 77H123V81H126L125 82V84L127 85H125V87H129V84L130 83H134L135 81H134V79H136L137 77V82H138V85H136V86H139V85H142L141 87H144V90H146V91H144V93L147 95V93H148V97L146 98V95L145 94H143L142 95V97L144 98V99H147L146 101L144 100V99H142L143 101H141L140 103H146V104H148V106H147V108H146V106H145V109H147V110H144V111H142L141 112V114H142V116H144V117H142V116H140L139 117V120L138 121H133L131 118H129V116H128V114H132V113H130V112H134L133 114L134 115H136L137 113H138V110H137V107H131V106H129V104H128V102L126 103V101H125V99L124 100H122V101H120L121 99H118L117 97H119V96H121L120 95V93H117V92H120V90H122L121 89V87H122V85H121V83H120V81H119V79L117 80L118 82L116 83V80H113L112 79V77L114 76H112V75H110V74H108L107 73V71L108 72H111ZM117 70V71H116ZM125 70V71H124ZM127 70V71H126ZM241 70H243V71H245L246 73V77L249 79L250 78V80H251V82L253 83V87H250V90L248 89V91L246 92V95H245V92H241L240 93V91H238L234 86L235 85H233L234 83H233V81H234V79H235V76H236V73L238 72V71H241ZM252 70H254V71H252ZM124 71V72H123ZM147 71H148V73H147ZM248 71V72H247ZM122 72V73H121ZM144 72L145 73H147V75L146 74H144ZM158 72V73H157ZM166 72H169V73H166ZM176 72V73H175ZM178 72V73H177ZM98 73H100V74H98ZM101 73H103V74H101ZM105 73H107V75L105 74ZM248 73H249V75H248ZM105 74V75H104ZM156 74V75H155ZM179 74V75H178ZM186 74H188V75H186ZM9 75V74H8ZM102 75H104V77H102ZM233 75V76H232ZM235 75V76H234ZM239 75V74H238ZM12 76V75H11ZM10 75H9V77H11ZM109 76V77H108ZM179 76V77H178ZM183 76H187V77H183ZM126 77V78H125ZM177 77V78H176ZM182 77H183V81H182ZM232 77V78H231ZM257 77V78H256ZM41 78V77H40ZM39 78V79H40ZM105 78H107V79H105ZM108 78H110V79H108ZM229 78V79H228ZM38 78L35 80V82H36V84L37 83H39L37 80H39ZM48 78L46 77V76H42V79H40L39 81L41 82V87L39 88V90H38V94H36L35 93V95L37 96V97H41L40 99L42 100V99H44V98H49V96L51 95V93L53 94V92L56 90V89H53V88H55L54 86V82H53V80L49 77V79L47 80ZM116 79V78H115ZM125 79V80H124ZM142 79H143V81H142ZM172 79V80H171ZM178 79H180L181 81L180 82H177V80ZM184 79H185V81H184ZM3 80H4V83H3ZM26 80V79H25ZM148 80V81H147ZM175 80V81H174ZM8 81V82H7ZM50 81H52V82H50ZM143 82V84H139L140 82ZM167 81H169V82H167ZM82 82V81H81ZM115 82V83H114ZM150 82V83H149ZM167 82V83H166ZM14 85H12V84ZM23 83V84H22ZM45 85H44V84ZM146 83V84H145ZM171 83H172V85H171ZM178 83V84H177ZM184 83V84H183ZM231 83V84H230ZM259 83V84H258ZM261 83V84H260ZM3 84L4 85H6V87L5 86H3ZM10 84H11V86H10ZM40 84V83H39ZM54 85L53 86V88H52V85ZM80 81L77 83V86L76 85H74V86H71L70 87V89H69V91H71L72 92V90H73V92L75 93V92H78V93H81L80 95H82L83 93L82 92H84L85 91V88H83V87H85L84 85H85V82H83V84L81 83L80 85ZM155 84V85H154ZM166 84H167V86H166ZM176 84V85H175ZM181 84V85H180ZM22 85H23V87H22ZM46 85H48V86H46ZM51 85V86H50ZM79 85V86H78ZM81 85H82V87H81ZM118 87H117V86ZM160 85H161V91H160V89H159V87H160ZM170 85V86H169ZM179 87H178V86ZM183 85H185V86H183ZM227 85V86H226ZM230 85V86H229ZM252 85V84H251ZM258 85V86H257ZM20 86V87H19ZM164 86L165 87H167L166 89H164ZM172 86H174V87H172ZM184 88H183V87ZM262 86V87H261ZM11 87V88H10ZM16 87V88H15ZM106 87H108V88H106ZM183 89H182V88ZM220 87H222L221 89H220ZM255 87V88H254ZM260 88V89H257V88ZM48 90H47V89ZM50 88H51V90H50ZM117 88V89H116ZM123 88V87H122ZM145 88H147V89H145ZM153 88H155V89H153ZM176 88H179V89H176ZM9 89V90H8ZM14 90V92H12L13 90ZM41 89V90H40ZM83 89H84V91H83ZM119 89V90H118ZM150 89V90H149ZM254 89V90H253ZM262 89V90H261ZM6 90H8V92L6 91ZM11 90V91H10ZM82 90V91H81ZM117 92H116V91ZM182 90H184V91H182ZM189 90V89H188ZM187 89H186V91H188ZM230 90V91H229ZM256 90H258V91H256ZM261 92H260V91ZM6 91V92H5ZM16 91V92H15ZM19 91V92H18ZM40 91V92H39ZM48 91V92H47ZM52 91V92H51ZM101 91V92H100ZM150 91H151V94H149L150 93ZM154 93H153V92ZM163 91V92H162ZM165 91H167V92H165ZM175 93L174 95H173V93ZM175 91V92H174ZM252 93H251V92ZM108 92V93H107ZM157 92H159V93H157ZM161 92V93H160ZM170 92V93H169ZM177 92V93H176ZM182 92V93H181ZM12 94V96L15 98V100H14V98H12L11 97V95L10 94ZM13 93H15V94H13ZM41 93V94H40ZM47 93V96H45V94ZM50 93V94H49ZM78 93H76V94H78ZM101 93H102V95H101ZM109 93H110V95H109ZM157 95H156V94ZM166 93V94H165ZM169 93V94H168ZM189 93V94H188ZM242 93H243V95H242ZM5 94V95H4ZM42 94H44V95H42ZM49 94V95H48ZM104 94V95H103ZM117 94V95H116ZM164 94V95H163ZM181 94V95H180ZM186 94H188L187 95V97H186ZM10 95V96H9ZM79 95V94H78ZM153 95V96H152ZM249 95V96H248ZM252 95V96H251ZM5 97L6 99H5V101L3 100L4 98L3 97ZM45 96V97H44ZM104 96V97H103ZM112 96H114V97H112ZM117 96V97H116ZM163 96V97H162ZM175 96H177V98L175 97ZM243 96V97H242ZM245 96V97H244ZM247 96V97H246ZM112 97V98H111ZM156 98V100H155V98ZM166 97V98H165ZM174 97V98H173ZM180 97V98H179ZM182 97V98H181ZM185 97V98H184ZM9 98H11L10 100H12V101H10V100H8ZM104 98V99H103ZM106 98V99H105ZM125 98V97H124ZM173 98V99H172ZM184 98V99H183ZM222 98V99H221ZM40 99H39V103L40 102H42L43 101V103L45 104V101L44 100H42V101H40ZM149 99V100H148ZM164 99H165V101H164ZM168 101H167V100ZM169 99H171V100H169ZM179 99H181L180 101H177V100H179ZM236 99V100H235ZM10 101V102H8V101ZM45 100H47L48 101V103H49V101H50V103H52L51 102V97H50V99H45ZM151 100V101H150ZM152 100H153V102L154 103H156V104H152L151 105V102H152ZM173 100V101H172ZM177 102H176V101ZM184 100V101H183ZM224 101V103L222 102H220V101ZM230 101L231 102V104L229 103L228 105H226L228 102L227 101ZM248 100V101H247ZM2 101L4 102V103H2ZM114 101V102H113ZM145 101V102H144ZM5 102H8V103H5ZM107 102V103H106ZM150 103V105H149V103ZM166 104H165V103ZM172 102V103H171ZM173 102H176V104L175 103H173ZM179 102V103H178ZM243 102H244V104H243ZM246 102V103H245ZM250 102H252V103H250ZM35 103H37V101L35 102ZM38 103V104H39ZM48 103L46 102V104L48 105ZM49 103V104H50ZM123 103V104H122ZM181 103V104H180ZM263 103V104H262ZM46 104L44 105V107H45V109L47 110V108L46 107H48V106H46ZM55 105L57 104L58 105V103H54ZM53 104V105H54ZM60 104H62V103H60ZM60 104H59V107L58 108H54V110L53 111H51V113H49L50 111H47L46 112V110H44V108L42 107L43 106V104L41 103V105H39L40 107H42V109L41 110H43V112L45 111L46 113H45V116H47V117H45V119H47L46 121L47 122H49V124H50V126H55V124H58L59 125V127L61 128L62 127V129H68V128H70L71 126H70V124H71V118H70V116L69 115H66V110H67V106L65 107V105H61V107L63 106L64 107V112H63V109L60 107ZM121 104V106L122 105H124L123 107H124V109H126V110H124V111H126V113H128V114H122L121 113V110L119 111L118 110V106ZM127 104V105H126ZM160 104V105H159ZM175 104V105H174ZM247 104V105H246ZM37 105V104H36ZM56 105V106H57ZM170 105V106H169ZM217 105V106H216ZM129 106V107H128ZM152 106V107H151ZM167 106H169L168 108H167ZM182 108H181V107ZM215 108H214V107ZM221 106V107H220ZM69 107V106H68ZM126 107V108H125ZM174 107H176V108H174ZM233 107V108H232ZM61 108V109H60ZM133 109V111H132V109ZM154 109L153 110V112H152V110L151 109ZM181 108V109H180ZM229 108V109H228ZM239 108H240V110H239ZM247 108V109H246ZM56 109H58V110H56ZM66 109V110H65ZM176 109V110H175ZM177 109H179V110H181V111H179V112H177ZM219 109H220V111H219ZM224 109V110H223ZM263 109V110H262ZM60 110H62L61 112H59ZM151 110V111H150ZM174 111V113H179V114H177V117H176V114H175V118H174V116H173V119L171 118L172 116L170 115L171 114V112H173ZM228 110H230V111H228ZM146 111V112H145ZM148 111H149V113H148ZM165 111V112H164ZM176 111V112H175ZM186 111H188V112H186ZM191 111V112H190ZM221 111H222V113H221ZM228 111V112H227ZM258 111V112H257ZM260 111V112H259ZM55 112H57V113H60L61 115H59V114H55L54 115V113ZM63 112V113H62ZM143 112H144V114H143ZM151 112V113H150ZM220 112V113H219ZM253 112V113H252ZM258 114H256V113ZM2 113V114H3ZM150 114V115H148V114ZM165 113V114H164ZM168 113V114H167ZM53 114V115H52ZM63 114H64V116H63ZM152 114V115H151ZM192 114V115H191ZM263 114V115H262ZM56 115H59V116H56ZM66 115V116H65ZM167 115V116H166ZM169 115V116H168ZM180 117H179V116ZM183 115H185V116H183ZM189 115V116H188ZM52 116V117H51ZM62 116V117H61ZM128 116V117H127ZM147 116V117H146ZM181 116H183V117H181ZM188 116V117H187ZM198 116V117H197ZM254 116V117H253ZM68 117V118H67ZM156 117V118H155ZM170 117V118H169ZM185 117V118H184ZM195 117H197V119H195ZM261 117V118H260ZM55 118H57V119H55ZM154 118V119H153ZM168 118V119H167ZM182 118H183V121H182ZM247 118V119H246ZM251 118V119H250ZM260 118V119H259ZM51 119H53V120H51ZM56 121H55V120ZM144 119V120H143ZM149 119V120H148ZM178 119V120H177ZM180 119V120H179ZM188 119V120H187ZM192 119V120H191ZM206 119V120H205ZM208 119V120H207ZM232 119V120H231ZM252 120L253 122H251L250 120ZM255 119H257V120H255ZM126 120V121H125ZM129 120V121H128ZM177 120V121H176ZM186 120H187V122L189 121V123H186ZM194 120V123H192V121ZM242 120V121H241ZM263 120V121H262ZM2 119L0 118V127H1V129L0 130H2L3 128H6L5 126L7 125L6 123V125L4 124V122L2 123ZM55 121V122H54ZM57 121L59 122V123H57ZM128 121V122H127ZM131 121V122H130ZM148 121H150V122H148ZM257 121V122H256ZM260 121V122H259ZM54 122V123H53ZM139 122H140V125H139ZM147 122V123H146ZM184 122V123H183ZM255 122V123H254ZM259 122V123H258ZM130 123H132V124H130ZM149 123V124H148ZM235 123V124H234ZM242 123V124H241ZM256 123H257V125H256ZM263 123V124H262ZM3 124V127L1 126ZM52 124H54V125H52ZM135 126H134V125ZM142 124V125H141ZM178 124H179V126H178ZM191 124H192V127H191ZM207 124V125H206ZM209 124V125H208ZM252 124V125H251ZM199 127H198V126ZM204 125V126H203ZM259 125V126H260ZM11 126H13V125H11ZM11 126H9V127H11ZM81 126V127H80ZM207 126V127H206ZM249 126V127H248ZM8 127V126H7ZM7 128L8 129V131H9V129H13L12 130V133H14V129H15V127L14 128ZM66 127V128H65ZM79 127L80 128H84V124L82 125V124H80L79 125ZM131 127H134V128H131ZM136 127V128H135ZM143 127V128H142ZM169 127V128H168ZM185 127V128H184ZM202 127V128H201ZM206 127V128H205ZM231 127L233 128V130L231 129ZM240 127V128H239ZM251 127V128H250ZM146 128V129H147ZM151 128V129H152ZM198 128V129H197ZM222 128V129H221ZM248 128V129H247ZM250 128V129H249ZM143 131H142V130ZM158 129V130H157ZM204 129V130H203ZM209 129H212L211 131L209 130ZM227 129V130H226ZM242 129V130H241ZM189 130V131H188ZM208 131V133H207V131ZM235 130V131H234ZM121 132H123V130H120ZM119 131V132H120ZM165 131V132H164ZM168 131V132H167ZM193 132V133H192ZM219 132V133H218ZM11 132H8V134L6 135L5 134V136L7 137V139H8V136L11 138V137H14V135L13 134H10ZM168 133H169V135H168ZM174 135H173V134ZM221 133V134H220ZM241 133V134H240ZM211 134H213V135H211ZM246 135V136H245ZM4 136V137H5ZM178 136V137H177ZM220 136V137H219ZM245 136V137H244ZM28 138H29V136H27ZM164 137V138H163ZM168 137V138H167ZM173 137V138H172ZM222 137V138H221ZM236 137V138H235ZM9 138V139H10ZM26 138V137H25ZM24 138V139H25ZM90 138V140L88 139V137H87V140H88V142H92V140H95V138L94 139H91V138H93V137H89ZM211 138V139H210ZM264 137H258V139H256V141H255V143L260 147H262L263 149H264V139H263ZM0 139H1V132H0ZM27 139V138H26ZM30 140L29 141H31V138H29ZM237 139V140H236ZM10 140H12V139H10ZM86 140V141H87ZM115 139H112V140H110V141H114ZM163 140H167L166 142H164ZM169 140V141H168ZM170 140H172L171 142H170ZM230 140H228V142L230 141ZM246 140V141H245ZM22 141V143L24 142V144H22V147H23V145H24V147L23 148H25V149H27V147L28 148H30L31 149V146H30V143L32 144V142H29L28 141V139H27V141H24V140H21ZM110 141H108L107 143H108V145L110 146H107L108 148H106L105 147V149L108 151H119V152H123L127 157H128V159L129 158H131V156H130V154H128V152L127 151H125L126 149L123 147V146H121V143H119L117 140H115L113 143L112 142H110ZM219 141V142H218ZM237 141V142H236ZM85 142V140L83 141V143ZM88 142H86V143H88ZM90 142V143H91ZM197 142V143H196ZM27 143V145H25ZM89 143V144H90ZM95 143V141H93L90 145L88 144L87 145V147L88 146H90V147H86L90 152H92L93 153V151H94V149H95V151L96 152H98V159L97 158H92V159H94V160H99V154H100V156L103 158V155H105V152H103V150H100V148H98V149H96V148H92L91 146H92V144H94ZM166 143V144H165ZM190 143V144H189ZM252 143V144H251ZM0 144H1V142H0ZM29 144V145H28ZM82 144V143H81ZM169 144V145H168ZM222 144V145H221ZM3 145H4V143H3ZM2 144H1V146H3ZM33 145H35V144H33ZM32 145V153L34 154H32V155H30V157H26V159L25 160H27V162L29 161V164L30 165H32L31 163H33L34 165H35V167L36 168H38L39 169V166H38V162L40 161L39 159H37V158H35V155L37 154V153H34L35 151L36 152H38V150H37V147L35 146H33ZM80 145V144H79ZM166 145H168V146H166ZM191 145V146H190ZM196 145V146H195ZM221 145V146H220ZM1 146H0V149H1ZM6 146V147H5ZM8 146V147H7ZM16 147V145L15 144H10V145H4L3 147H2V149L1 150H3V148H5L4 150L7 152H11V151H13V148L14 147ZM94 146V145H93ZM165 146V147H164ZM219 146V147H218ZM13 147V148H12ZM111 147H112V149H111ZM146 147V148H145ZM217 147V148H216ZM253 147V148H252ZM78 148V143L77 142H75L74 143V145L73 146H71V149H73V150H76ZM90 148H92V149H90ZM15 149V148H14ZM33 149H34V151H33ZM83 149H84V147H83ZM194 149V150H193ZM215 149V150H214ZM11 150V151H10ZM93 150V151H92ZM163 150V151H162ZM76 151H78V150H76ZM103 152V153H100V152ZM106 151V152H107ZM151 151V152H150ZM213 151V152H212ZM216 151V152H215ZM148 152H149V154H148ZM153 152V153H152ZM210 152V153H209ZM217 152H220V153H217ZM150 153L152 154V155H150ZM194 154V155H192V154ZM146 154H144V155H146ZM239 154V155H238ZM261 154H262V156H263V158L261 157ZM190 155V156H189ZM39 155H36V157H38ZM107 156V155H106ZM148 156H149V158H148ZM169 156H171V157H169ZM194 156V157H193ZM239 156V157H238ZM32 157V159H30ZM166 157V158H165ZM35 158V159H34ZM104 158H106L105 156H104ZM151 158V159H150ZM168 158V159H167ZM170 158V159H169ZM195 158V159H194ZM213 158V159H212ZM244 158V159H243ZM261 158V159H260ZM101 159V158H100ZM127 159V160H128ZM194 159V160H193ZM32 162H31V161ZM72 160H74L75 162H77V163H79L80 164V161H79V159L77 160V159H75V158H73ZM130 160H132V158L131 159H129L128 160V163L130 162L131 164H132V162L130 161ZM144 160V161H143ZM154 160V161H153ZM214 160V161H215ZM36 161H38V162H36ZM89 161H91V159H89ZM157 161V162H156ZM192 161H194V162H192ZM31 162V163H30ZM36 162V163H35ZM82 162V161H81ZM215 162H218V160L217 161H215ZM40 163V162H39ZM144 163V164H143ZM145 163H147V164H145ZM159 163H160V165H159ZM167 163V164H166ZM2 165L4 164V163H1ZM0 164V171H3V172H0V180H2V181H0V185H1V183H3V182H5V180L6 179H1V178H6V175L5 174H7V173H5V172H7V170H6V168H7V166H9V165H7V164H5V165H7L6 167L3 165H1ZM142 164H143V167H142ZM163 164V165H162ZM212 164V165H211ZM33 165V166H34ZM149 165L151 166V167H149ZM158 165V166H157ZM11 166H12V164H11ZM10 166V167H11ZM32 166V167H33ZM84 166H86L85 164H81L80 165V167H84ZM119 166H121V165H118L116 168H118ZM46 168V166L45 165H43L40 169H44V168ZM155 169H154V168ZM215 167V169H219V167L218 166H214ZM259 167V169H257ZM35 168V169H36ZM47 168L48 169H51V168H49V166L47 165ZM46 168V169H47ZM132 169V166H129V169ZM149 168H150V170H149ZM160 168H162V169H160ZM34 169V168H33ZM181 169V168H180ZM152 170V171H151ZM246 170H248V171H246ZM250 170V171H249ZM258 170V171H257ZM149 171V172H148ZM151 171V172H150ZM162 171H163V173H162ZM213 172V171H212ZM210 170H208V172H206V174L204 173V175H203V173H199V175L198 174H194V177H196L198 180L197 181H200V179L201 180H203L204 178H211V179H215L214 177H216V174L214 175V173L215 172H213L212 173ZM252 172H254V173H252ZM5 173V174H4ZM208 173V174H207ZM252 173V174H251ZM3 176H2V175ZM158 174V175H157ZM160 174H161V176H160ZM200 175H202V176H200ZM105 176V175H104ZM208 176V177H207ZM101 177H103V175L101 176ZM202 177H203V179H202ZM115 178V177H114ZM195 178V179H196ZM254 180V181H253ZM113 181V180H112ZM196 181V180H195ZM194 181V182H195ZM212 182V181H211ZM148 183V186L150 187V184H149V182H147ZM249 184V185H248ZM255 184V185H254ZM259 184V185H258ZM111 186V187H108V186ZM157 185V186H156ZM199 185V186H198ZM245 185H246V187H245ZM10 186V185H9ZM251 186H252V188H251ZM258 186H261V187H258ZM121 186H119L118 188H120ZM161 189H159V188ZM200 187V189H198ZM98 189V190H97ZM157 189H159L160 191H158ZM164 189V188H163ZM188 189V190H187ZM246 189V190H245ZM248 189V190H247ZM27 190H29L28 188H27ZM83 190V191H82ZM85 190H87V191H85ZM140 190V191H139ZM200 190V191H199ZM209 190V191H208ZM211 190V191H210ZM215 190V191H214ZM29 191H31V190H29ZM193 191V192H192ZM233 191H235V189H233ZM247 191V192H246ZM32 192V191H31ZM34 192V194H35V191H33ZM32 192V193H33ZM94 192V193H93ZM200 192V193H199ZM204 192V193H203ZM249 192V193H248ZM0 193H1V190H0ZM81 193V194H80ZM141 194V195H139V194ZM144 193V194H143ZM158 193H160V194H158ZM253 193V194H252ZM121 194V193H120ZM147 194V195H146ZM149 194V195H148ZM233 194V195H232ZM52 195V196H51ZM56 194H50V196H48L47 198H41V202H42V204H44V205H42L41 204V206H40V208H35L34 209V211H36V209H38L37 211L39 212L40 211V209L42 210V213L44 212L43 210H45V212L43 213L44 214V216H46L47 218H49V219H51V217H54L55 219H56V217H60V208H61V204H62V202H61V198L60 199H58L59 197L56 195ZM146 196V199H145V196ZM140 196V197H139ZM198 196V197H197ZM234 196V197H233ZM245 198H244V197ZM144 197V198H143ZM51 198V199H50ZM55 198V199H54ZM85 198V199H84ZM136 198V199H135ZM142 198V200H140ZM152 198V197H151ZM154 198V197H153ZM227 198H228V200H227ZM230 198V199H229ZM237 198V199H236ZM42 199H45V202H44V200H42ZM46 199H47V201H46ZM139 199V200H138ZM144 199V200H143ZM197 199V200H196ZM223 199V200H222ZM226 199V200H225ZM244 199V200H243ZM199 200V201H198ZM239 200V201H238ZM139 201V202H138ZM204 201V200H203ZM226 201V202H225ZM255 201V202H254ZM86 202H88V203H86ZM104 204H103V203ZM199 202V203H198ZM229 203V205L230 206H228V203ZM257 202V203H256ZM142 203V204H141ZM243 203V204H242ZM245 203V204H244ZM103 204V205H102ZM146 204H148L147 206H146ZM165 204V205H164ZM225 204H227V206L225 205ZM253 204V205H252ZM92 205V206H91ZM150 206V207H149ZM165 206V207H164ZM169 206V207H168ZM199 206V207H198ZM224 206V207H223ZM225 206H226V208H225ZM140 207V208H139ZM151 207H153V208H151ZM175 207L178 209H181V210H177V209H175ZM182 207H184L183 209H182ZM93 208H94V210H96V212H98V214H97V218L93 221L92 219H91V215H89L90 213H92L93 211ZM104 208V209H103ZM105 208H106V210H105ZM144 208H146V209H144ZM149 208H151L152 209V211H153V213H151L152 211H150L149 212ZM199 208V209H198ZM140 209H141V211H140ZM150 209V210H151ZM196 209V210H195ZM226 209H227V211H226ZM101 210V211H100ZM145 210V211H144ZM167 212H166V211ZM177 210V211H176ZM33 211V216H31V218H30V220H31V222L29 221L28 222V224L27 225H23L22 223H21V220H18L17 222H18V224H21V225H23L22 226V228H23V236H22V238L23 239H25L27 236H28V234H29V232H28V229L30 228V235L32 236L33 234H35V236H36V238L37 239H39V240H41L42 239V237H44V235H43V231L41 230V228H40V216H42L41 214H40V212L39 213H36V212H34ZM106 213H105V212ZM180 211L182 212L183 211V215H180V214H178V212L180 213ZM195 211V212H194ZM232 213H231V212ZM51 212V213H50ZM77 212L79 213V212H81V211H78L77 210ZM162 212V213H161ZM169 212V213H168ZM226 212V213H225ZM45 213L47 214V215H45ZM171 213V214H170ZM175 213H176V216H178V217H176L175 216ZM39 216H38V215ZM86 214V215H85ZM100 214V215H99ZM106 214V215H105ZM144 214V215H143ZM149 214H150V216H149ZM178 214V215H177ZM202 215V217L200 216V215ZM220 214V215H219ZM227 214V215H226ZM232 214V215H231ZM236 214H238V215H236ZM59 215V216H58ZM98 215H99V217H98ZM103 215V216H102ZM239 216V215H242V218L239 216V217H237V220L236 221H234L233 219H232V216L234 217V216ZM244 215V216H243ZM38 216V217H37ZM106 216V217H105ZM111 216V217H110ZM174 216V217H173ZM207 216H208V218L211 220V221H204V218H207ZM250 216V217H249ZM116 217V218H115ZM150 217H151V219H150ZM167 217V218H166ZM172 217H173V219H175V222L176 223H174L173 222V220H172ZM180 217V218H179ZM183 217V218H182ZM246 217H247V219H246ZM53 218V219H54ZM87 220H86V219ZM103 218V219H102ZM122 218V219H121ZM149 218V219H148ZM226 218H229V219H226ZM54 219V220H55ZM86 221H85V220ZM88 219H91V220H88ZM98 219V220H97ZM100 219V220H99ZM107 219V220H106ZM112 219V220H111ZM215 219V220H214ZM231 219V220H230ZM245 221L244 223H243V220ZM97 220V221H96ZM119 220V221H118ZM121 220V221H120ZM172 222H171V221ZM185 220V221H184ZM221 220V221H220ZM247 220V221H246ZM90 221H92L93 222V224L92 225H89V222ZM96 221V223L94 224V222ZM102 221V222H101ZM148 221H150V223L148 222ZM181 221H183V222H181ZM197 221V222H196ZM229 221V222H228ZM238 221V222H237ZM88 222V223H87ZM122 222V223H121ZM135 222V223H134ZM170 222H171V225H170ZM179 222V223H178ZM214 222V223H213ZM218 222V223H217ZM234 223V224H231V223ZM236 222H237V224H236ZM30 223V224H29ZM82 224V225H81ZM99 224V225H98ZM123 224H125V225H123ZM137 224V225H136ZM185 224V225H184ZM200 224L201 225H204L205 226V228L202 226H200ZM30 225V226H29ZM84 225V226H83ZM89 225V226H88ZM102 225V226H101ZM134 225V226H133ZM152 225V226H151ZM164 225H169L168 227H167V229L165 230V231H167L168 233H166L165 231H163V233H162V231L160 232V231H158V230H156L157 229V227H164ZM246 225V226H245ZM133 228H132V227ZM136 226V228H134ZM186 227V226H188V227H190L191 229H192V234H188V235H185L184 234V232H183V228L184 227ZM240 226V227H239ZM244 226V227H243ZM29 227V228H28ZM40 229H39V228ZM83 227H85V228H82ZM92 227H95V228H92ZM97 227H99V228H97ZM132 229V231H131V229ZM138 227H139V229H140V233L138 232ZM144 227V228H145ZM153 229H152V228ZM210 227V228H209ZM35 228V229H34ZM81 228V229H80ZM210 230H209V229ZM214 228V229H213ZM237 228V229H236ZM96 229V230H95ZM119 229V230H118ZM133 229H135V231L136 232H138V233H136ZM136 229H138V230H136ZM148 229H150L149 231H148ZM169 229V230H168ZM206 229V230H205ZM218 229V230H217ZM37 230H38V233H37ZM203 230V231H202ZM233 230V231H232ZM90 231H88V232H90ZM194 231L196 232V233H194ZM216 231V232H215ZM32 232H33V234H32ZM34 232H36V233H34ZM86 232H87V229H86ZM94 232V233H95ZM120 232V233H119ZM153 232V233H152ZM212 232V233H211ZM125 233V232H124ZM143 233V234H142ZM145 233V234H144ZM149 235H148V234ZM162 233V234H161ZM194 233V234H193ZM27 234V235H26ZM138 234V235H137ZM211 234V235H210ZM136 235H137V237H136ZM140 235V236H139ZM143 235V236H142ZM166 235V236H165ZM172 235V236H171ZM214 235V236H213ZM35 236L33 235V239L34 240H36V238H35ZM148 236H152L151 237V239L149 238V240H148ZM210 236V237H209ZM135 237V238H134ZM146 237V238H145ZM166 237H171L170 238V243H169V241H168V239L166 238ZM41 238V239H40ZM95 240H94V242H93V239L89 242L90 244H87L88 246L86 247H84L85 249V251H87L88 252V250L90 249V248H93L94 247V245L96 244V238L95 237H93ZM162 238V239H161ZM166 238V239H165ZM193 238V239H192ZM146 239V240H145ZM186 239V240H185ZM68 240H69V238H68ZM131 240V241H130ZM135 240V241H134ZM139 240V241H138ZM145 240V241H144ZM173 240V241H172ZM195 240V241H194ZM96 241V242H95ZM164 241H165V243H164ZM168 241V242H167ZM183 241V242H182ZM128 242V243H127ZM134 242V243H133ZM140 242V243H139ZM146 242H148L147 244H145ZM175 244H174V243ZM193 242V243H192ZM151 243V244H150ZM157 243V244H156ZM168 243H169V247H168ZM183 243V244H182ZM187 243V244H186ZM141 244V245H140ZM146 246H145V245ZM90 245H91V247H90ZM127 245V246H126ZM133 245V246H132ZM136 245V246H135ZM145 247V248H143V246ZM120 248H119V247ZM127 247V250L125 251V249H126V247ZM135 246V247H134ZM138 246H139V248H138ZM150 248H149V247ZM153 246V247H152ZM184 246L186 247V248H184ZM195 246H197V247H195ZM66 247H68V245L66 246ZM65 246L63 247V248H66ZM89 247V248H88ZM122 247V248H121ZM131 247V248H130ZM133 247V248H132ZM142 247V248H141ZM146 247H147V250H146ZM152 247V248H151ZM156 247V248H155ZM87 248H88V250H87ZM123 248H125V249H123ZM192 248V249H191ZM140 249V250H139ZM141 249H145V250H141ZM157 249V250H156ZM169 249V250H168ZM198 249V250H197ZM121 250H123V251H121ZM159 250V251H158ZM137 251H139V253L137 252ZM140 251H142V252H140ZM167 251V252H166ZM114 252L116 253V254H114ZM121 252H123V253H121ZM126 252V253H125ZM131 253L130 255H129V253ZM158 252H159V255H158ZM169 252V253H168ZM175 252V251H174ZM86 253V252H85ZM145 253H147V255L145 254ZM173 253V254H172ZM125 254V255H124ZM128 255V256H127ZM134 255V256H133ZM136 255H138V256H136ZM156 255H157V257H156ZM203 255V256H202ZM111 256V257H110ZM141 256V257H140ZM198 256H200V258L198 257ZM225 256V257H224ZM230 256H232V257H230ZM113 257V258H112ZM129 257V258H128ZM159 257H160V259H159ZM202 257V258H201ZM120 260H118V259ZM135 258V259H134ZM137 258V259H136ZM157 258V259H156ZM199 258V259H198ZM229 258V259H228ZM112 259H114V260H112ZM128 259V260H127ZM149 259V260H148ZM220 259V260H219ZM107 260V261H106ZM124 260V261H123ZM127 260V261H126ZM156 260V261H155ZM169 260V261H168ZM123 261V262H122ZM131 261V262H130ZM158 261V262H157ZM165 261V262H164ZM186 263H185V262ZM105 262H107V263H105ZM112 262H114V263H112ZM115 263V264H116ZM124 263V264H125ZM193 263V262H192ZM191 262L189 263V264H192ZM188 264V263H187ZM194 264V263H193Z\"/></svg>", "mask_w": 264, "mask_h": 264}]
</instances>
